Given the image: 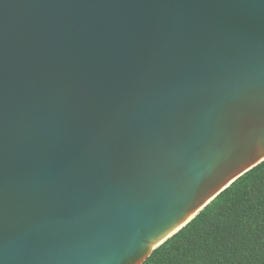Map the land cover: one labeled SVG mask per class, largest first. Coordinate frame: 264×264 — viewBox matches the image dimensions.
Returning a JSON list of instances; mask_svg holds the SVG:
<instances>
[{
	"label": "water",
	"instance_id": "95a60500",
	"mask_svg": "<svg viewBox=\"0 0 264 264\" xmlns=\"http://www.w3.org/2000/svg\"><path fill=\"white\" fill-rule=\"evenodd\" d=\"M264 162V0H0V264H142Z\"/></svg>",
	"mask_w": 264,
	"mask_h": 264
},
{
	"label": "trees",
	"instance_id": "16d2710c",
	"mask_svg": "<svg viewBox=\"0 0 264 264\" xmlns=\"http://www.w3.org/2000/svg\"><path fill=\"white\" fill-rule=\"evenodd\" d=\"M142 264H264V162L221 192Z\"/></svg>",
	"mask_w": 264,
	"mask_h": 264
}]
</instances>
